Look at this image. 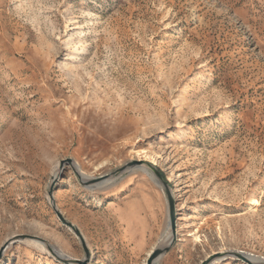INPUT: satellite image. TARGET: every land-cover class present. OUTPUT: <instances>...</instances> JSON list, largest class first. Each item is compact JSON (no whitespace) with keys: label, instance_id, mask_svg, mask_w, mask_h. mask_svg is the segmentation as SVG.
I'll use <instances>...</instances> for the list:
<instances>
[{"label":"rangeland","instance_id":"1","mask_svg":"<svg viewBox=\"0 0 264 264\" xmlns=\"http://www.w3.org/2000/svg\"><path fill=\"white\" fill-rule=\"evenodd\" d=\"M168 193L185 264L264 258V0H0V264H146Z\"/></svg>","mask_w":264,"mask_h":264},{"label":"water","instance_id":"2","mask_svg":"<svg viewBox=\"0 0 264 264\" xmlns=\"http://www.w3.org/2000/svg\"><path fill=\"white\" fill-rule=\"evenodd\" d=\"M68 162H72L71 159H68ZM158 176L160 177V179H162L164 186L166 187V189L168 190V183L166 180H164L162 174L160 172L157 171ZM168 214H169V224H168V231L170 232V236H171V240L169 243L167 244H160L157 245L156 247H154L152 249V251L149 253L148 255V259H147V263L146 264H157L158 260L164 255V253L169 249V247L176 241L177 239V211H176V205H175V201L173 196L168 193ZM68 226L72 227L77 235L80 237L83 245L85 246V241H84V237L81 234L80 230L74 226L71 222H66ZM14 240H10L8 242H6L0 249V258L3 255V252L5 251V249L8 247V245ZM53 253L58 256L59 258H62L64 260H67L68 258L65 256H60L59 254H57L56 250H52ZM232 255L235 256L236 258L248 263V264H264V262H256L255 260H253L252 258L249 257L248 254H246L243 251H235L232 252ZM212 261V256L206 258L205 260H203L201 262V264H210V262Z\"/></svg>","mask_w":264,"mask_h":264},{"label":"crops","instance_id":"3","mask_svg":"<svg viewBox=\"0 0 264 264\" xmlns=\"http://www.w3.org/2000/svg\"><path fill=\"white\" fill-rule=\"evenodd\" d=\"M143 239V237H141ZM182 238H177L176 241L169 247V249L164 253V255L161 257V264H185L183 261L184 254L182 253V248L186 244L183 241ZM147 245V243H144V241H141V245ZM160 244H167L163 242V239H160L158 244H156L154 247ZM153 247V248H154Z\"/></svg>","mask_w":264,"mask_h":264},{"label":"bare ground","instance_id":"4","mask_svg":"<svg viewBox=\"0 0 264 264\" xmlns=\"http://www.w3.org/2000/svg\"><path fill=\"white\" fill-rule=\"evenodd\" d=\"M143 170L144 171H146L147 173H149L151 176H152V174H151V172L150 171H148L146 168H143ZM84 180H86L87 182H91V181H93V177L92 176H90V175H84ZM116 180V179H115ZM113 182V179L112 178H109V179H104L103 181H101V182H98V183H96L95 184V186L96 187H103V186H105V185H108V184H110V183H112ZM170 240H171V236H170V232L168 231V229H167V231H166V234L163 236V242L164 243H169L170 242ZM40 244V247H42V248H46V245L44 244V243H41V242H39ZM239 251H242V250H239ZM57 252V254H59L60 256H64V254L63 253H61L60 251H56ZM243 252H245V251H243ZM246 254H248L249 255V257L250 258H252L253 260H255L256 262H263L264 261V258L263 257H259V256H257V255H254L253 253H248V252H245ZM218 260V259H217ZM216 261V260H215ZM214 261V262H215Z\"/></svg>","mask_w":264,"mask_h":264}]
</instances>
